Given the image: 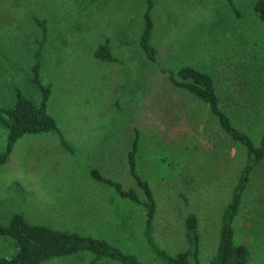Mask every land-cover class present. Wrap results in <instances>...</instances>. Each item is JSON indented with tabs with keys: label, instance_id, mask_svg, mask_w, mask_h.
I'll use <instances>...</instances> for the list:
<instances>
[{
	"label": "rangeland",
	"instance_id": "rangeland-1",
	"mask_svg": "<svg viewBox=\"0 0 264 264\" xmlns=\"http://www.w3.org/2000/svg\"><path fill=\"white\" fill-rule=\"evenodd\" d=\"M258 1L153 0V63L141 46L145 0H0V113L14 107L19 93L42 104L33 71L40 51V77L51 89L48 113L71 150L62 148L57 133L16 143L0 167V224L7 227L22 215L31 225L87 236L95 231L85 220L88 195L104 191L97 198L101 204L93 205L102 214L97 233L142 264H167L147 242L144 209L92 175L144 201L129 163L137 142V172L157 205L155 245L172 257L187 251L186 218L193 214L199 260L209 264L247 152L222 130L210 107L177 88L172 76L180 81L184 67L210 75L221 111L261 148L264 22L255 13ZM33 20L46 23V37ZM106 43L114 63L95 57ZM8 135L0 126V156ZM233 228L235 242L249 250L247 264H264V160L250 174ZM17 251L12 239L0 236V258ZM92 258L80 253L43 264H91Z\"/></svg>",
	"mask_w": 264,
	"mask_h": 264
},
{
	"label": "trees",
	"instance_id": "trees-1",
	"mask_svg": "<svg viewBox=\"0 0 264 264\" xmlns=\"http://www.w3.org/2000/svg\"><path fill=\"white\" fill-rule=\"evenodd\" d=\"M145 2L147 3V13L145 15L146 29L141 39V46L147 58L151 62L156 63L157 50L151 45L153 31L151 12L154 2L153 0H145ZM255 13L264 22V0H259L255 4ZM33 23L41 32H44V36L46 37V23L39 20H33ZM39 46L41 47L42 45L39 43ZM95 57L105 63H114L116 61L107 43L98 48ZM34 59L36 60V65L33 68L34 83L43 93V102L40 106H36L19 93L17 97L18 101H16L14 107L1 111L0 126L5 128L9 132V135L6 151L0 156V167L8 162L16 143L25 136L57 133L60 136L62 148L71 152L58 129L55 119L48 113L51 89L43 85L42 78L40 77V51L36 52ZM177 76L180 81L174 75L172 76L174 85L208 105L211 113L218 118L222 130L233 142L240 144L247 152L248 162L240 173L231 201L226 207L223 216L218 253L209 263L247 264L249 250L247 247L235 242L233 224L243 205V197L250 182V174L254 167L264 160V138L261 148H257L246 134L234 128L230 119L220 109L219 99L215 91V83L210 75L192 67H184L179 71ZM137 151L136 142L134 150L130 153L129 163L132 177L144 192V201L140 199L135 191H126L120 184L100 176L97 172L92 174L93 178L113 187L122 198L129 199L135 204L144 207L146 211L145 237L159 258L167 264H202L199 260V223L197 217L193 214H188L186 218V236L189 245L187 251L172 257L155 245L151 233L157 205L149 183L143 180L137 172ZM184 201L187 203L186 198H184ZM0 236L12 239L18 249L14 257L10 259L0 258V264H43L53 259L75 257L80 253H91L94 257L91 264H96L105 259L121 264H142L136 256L125 254L106 240L93 239L79 233L56 231L45 226L31 225L22 215H15L7 227L0 224Z\"/></svg>",
	"mask_w": 264,
	"mask_h": 264
},
{
	"label": "crops",
	"instance_id": "crops-1",
	"mask_svg": "<svg viewBox=\"0 0 264 264\" xmlns=\"http://www.w3.org/2000/svg\"><path fill=\"white\" fill-rule=\"evenodd\" d=\"M102 193H105V192L104 191L90 192V194L88 195V197L90 198L88 200V204L91 207L88 210V215L85 217V220H86V223H87L89 230H93V228L95 229V231L90 233V235L87 234V236L91 237L93 239H98V240H106V238L103 236V233H102V235H99V233H97L100 231V229L102 227V214L99 211L93 212V208H94L93 205L96 206V205L101 204V201L97 198L102 197L103 196ZM142 208L144 209V207H142ZM144 213L146 214L145 209H144ZM144 213H142V215H144ZM49 228H51V227H49ZM92 261H93V258H92L91 262ZM103 261H106V260H101V261L97 262L96 264H101V263H103Z\"/></svg>",
	"mask_w": 264,
	"mask_h": 264
}]
</instances>
